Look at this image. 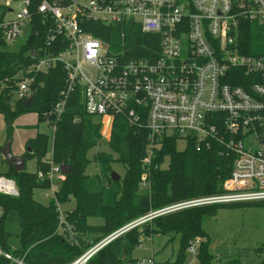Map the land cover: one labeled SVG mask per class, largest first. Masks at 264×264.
Returning <instances> with one entry per match:
<instances>
[{"label": "built area", "instance_id": "1", "mask_svg": "<svg viewBox=\"0 0 264 264\" xmlns=\"http://www.w3.org/2000/svg\"><path fill=\"white\" fill-rule=\"evenodd\" d=\"M22 2L15 12L5 4L14 14L0 21V31L9 45L15 44L32 20L31 0ZM38 12L50 25L46 47L63 49L57 54L34 53L36 62L17 83V100L34 95L39 74L63 65L68 76L63 99L55 108L57 115L63 113L70 94L81 91L88 114L112 121L122 116L147 131L149 155L143 189L150 186L146 170L166 137L194 138L199 146L218 142L235 156L222 193L151 213L106 237L69 264H87L108 244L159 216L264 201V0H69L64 4L40 0ZM127 24L158 38L146 56L120 57L106 41L88 32L97 31L99 25ZM252 34L260 39L244 43L242 38ZM247 50L260 53L244 52ZM40 178L45 177L41 174ZM47 178L54 188L65 176L59 165H52ZM0 194L18 197L15 181L0 175ZM56 204L59 231L73 235L61 204ZM4 217L5 210L0 207V258L25 264L2 245ZM200 243L197 239L187 247V253L194 255L191 264H197ZM215 261L220 264L218 257ZM134 264L161 263L151 257Z\"/></svg>", "mask_w": 264, "mask_h": 264}, {"label": "trees", "instance_id": "2", "mask_svg": "<svg viewBox=\"0 0 264 264\" xmlns=\"http://www.w3.org/2000/svg\"><path fill=\"white\" fill-rule=\"evenodd\" d=\"M47 1L64 4L69 0ZM39 4L40 0H31L30 35L25 42L9 45L0 31V115L11 140L15 121L24 114H36L38 123H45L53 130V153L51 161L47 160L50 136L38 132L27 142L23 154L26 162L30 158L37 160V171L29 173L25 167L23 172L17 173L9 168L4 174L16 182L19 190L18 197L0 194V207L5 210L1 236L4 249L23 259L25 264H69L106 237L151 213L192 198L222 193L224 182L231 176L235 156L218 142L199 146L194 138L176 136L166 137L156 151L146 170L150 189H142L148 156L147 131L122 116L112 121L108 141L110 151H98L90 158L94 149L105 144L103 118L86 112L81 91L70 94L62 114L55 113L63 99L68 76L61 64L36 77L35 98L28 106L24 105L25 99L15 98L19 78L36 62L34 53L57 54L63 49L55 51L46 47L50 25L44 23L38 12ZM9 9L0 4V21L5 19ZM88 32L106 41L111 51L120 57L146 56L152 41L158 39L143 34L131 24L99 25L97 31L89 29ZM258 38L252 34L242 39L249 45ZM261 40L263 42V38ZM28 148H31L30 152ZM62 162L72 167L71 174L56 183L55 198L44 206L34 199V191L52 188L48 173L52 165L60 166ZM93 162L98 164L99 173L90 176L87 169ZM116 162L124 166L125 175L113 181L112 165ZM41 174L44 179L40 178ZM57 202L61 205L74 202V207L63 211L66 221L73 226V235L59 231ZM241 207H264V201L199 207L156 217L108 244L87 264L135 263L134 252L142 238L155 234L170 236L172 240L175 236L180 238L176 259L166 264H186L187 247L197 239L201 240L197 264H214L216 257L211 253V239L204 229V222L215 217L220 209ZM13 213L18 214L21 224L20 246L15 250L9 246L10 233L5 227L7 217ZM91 220H102V223H90ZM0 264L12 263L0 258ZM257 264H264V259Z\"/></svg>", "mask_w": 264, "mask_h": 264}, {"label": "rangeland", "instance_id": "3", "mask_svg": "<svg viewBox=\"0 0 264 264\" xmlns=\"http://www.w3.org/2000/svg\"><path fill=\"white\" fill-rule=\"evenodd\" d=\"M79 1L83 3L85 0ZM0 4L11 6V9L14 12L18 11L23 6L22 0H0ZM13 16V12L7 14L8 18H12ZM23 31V34L17 39L15 44H22L28 39L30 28L26 26L23 28ZM111 124L112 120L110 118H103L102 134L105 144L98 149H94L89 155L90 158H93L98 151L106 153L110 151L108 141L110 138ZM36 125H39L38 131L47 133L50 136L47 160L52 158L53 130L48 128L45 123H38L37 116L32 113L24 114L15 121L11 140H9L4 118L0 115V148L5 146L9 141H12V153L14 156H19L25 149L26 143L35 138L37 130L29 127ZM183 147L184 144L181 145V148ZM112 167L113 172L117 173L120 176V179L124 177L125 168L122 164L116 162ZM26 171L29 173L37 171L36 159L30 158L27 160ZM7 172L8 167L0 154V175H4ZM98 173L99 166L97 163L93 162L88 167L87 174L95 176ZM55 189V185L54 188L47 190L36 189L34 191V199L40 204L46 206L51 202V199L54 198ZM148 189H150V186L149 188H144V190ZM61 206L62 211H64L74 207V202ZM90 223L99 224L102 223V220H91ZM5 227L7 232L10 233L9 246L11 250L19 248L20 243L18 235L21 233V224L18 214L13 213L7 217ZM204 229L211 239V253L216 258H219L218 262L220 264H229L233 261L239 262V264H257L264 259V251H258L260 248L264 250V207L220 209L215 217L205 220ZM179 239V236H175L172 240L170 236L162 234H155L150 237L144 236L141 245L134 252V258L137 261L143 258L154 257L155 260L161 264L168 261H174L180 248ZM193 260L194 255L188 254L186 264H191Z\"/></svg>", "mask_w": 264, "mask_h": 264}, {"label": "water", "instance_id": "4", "mask_svg": "<svg viewBox=\"0 0 264 264\" xmlns=\"http://www.w3.org/2000/svg\"><path fill=\"white\" fill-rule=\"evenodd\" d=\"M34 95L30 98L26 99L24 102L25 106H28L33 100ZM11 141H9L5 146H3L0 149V154L3 157L5 164L7 165L8 169L12 168L15 172H23L26 167V158L24 156H14L11 149ZM31 151V148H28V152ZM72 167L70 165H67L66 162H62L60 164V171L63 176H68L71 174ZM112 179L113 181L120 180V176L113 172L112 173Z\"/></svg>", "mask_w": 264, "mask_h": 264}, {"label": "crops", "instance_id": "5", "mask_svg": "<svg viewBox=\"0 0 264 264\" xmlns=\"http://www.w3.org/2000/svg\"><path fill=\"white\" fill-rule=\"evenodd\" d=\"M32 114H34V113H32ZM36 115V114H35ZM37 116V115H36ZM38 118V117H37ZM38 126L39 125H36V126H33V127H29V128H35L36 130H37V133L38 132H40V131H38ZM37 133H36V135H37ZM41 133H44V132H41ZM47 134V133H46ZM35 135V136H36ZM11 143H12V141H11ZM27 144V143H26ZM26 152V146H25V149L22 151V153L19 155V156H23V154ZM48 160H51V158H49Z\"/></svg>", "mask_w": 264, "mask_h": 264}]
</instances>
